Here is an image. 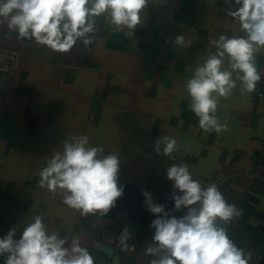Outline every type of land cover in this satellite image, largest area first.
<instances>
[{"label":"crops","instance_id":"0c3cea01","mask_svg":"<svg viewBox=\"0 0 264 264\" xmlns=\"http://www.w3.org/2000/svg\"><path fill=\"white\" fill-rule=\"evenodd\" d=\"M237 7L234 0H147L131 34L116 30L105 14L94 18L93 43L77 41L66 53L19 38L0 22V45L19 53L13 83L0 92V238L15 227L18 240L40 216L49 235L67 238L65 247L77 239L93 264H109L96 242L127 230L132 240L116 250L119 264H151L159 258L146 253L155 245L150 225L157 217L143 192L182 217L187 209L174 210L172 196L179 192L167 169L187 164L202 187L215 183L241 210L220 226L252 254L249 264H264V50L254 54L262 77L255 91L242 94L237 80L231 94L219 98L216 115L227 131H203L187 91L195 68L217 52L212 41L246 35L231 15ZM223 68H229L227 55ZM84 135L120 161L124 192L104 215L82 214L63 202L60 190L40 184L39 173L55 153ZM165 136L177 141L173 158L155 151Z\"/></svg>","mask_w":264,"mask_h":264},{"label":"clouds","instance_id":"9594fccd","mask_svg":"<svg viewBox=\"0 0 264 264\" xmlns=\"http://www.w3.org/2000/svg\"><path fill=\"white\" fill-rule=\"evenodd\" d=\"M234 2L239 7L231 15L246 35H221L212 41L217 52L197 66L187 81L191 111L199 127L208 133L220 134L228 128L216 115L219 98L228 97L237 80L242 94H250L262 78L254 54L264 50V0ZM146 4L147 0H0V22L6 21L19 38L34 39L55 52L66 53L77 41L91 45L94 18L105 14L116 30L127 29L131 34L141 23ZM175 43L183 45L184 37L177 36ZM225 55L230 70L223 68ZM176 150L175 138L165 136L156 142L155 151L164 156L173 158ZM103 153V147L90 146L88 136L73 138L40 171L41 186L54 193L60 190L63 202L82 214H107L123 195L124 187L118 183V156ZM167 179L179 192L172 196L174 210L184 208L187 212L177 218L164 205L154 203L151 193L143 192L148 211L157 217L150 225L155 229V245L146 253L159 258L151 264H249L252 254L238 248L227 229L220 226V222L228 224L241 215V210L227 202L219 187L215 183L202 187L187 164L170 166ZM15 235L16 228L12 227L0 238L4 264H93L92 256L77 239L65 247L67 238L49 235L40 216L24 228L18 240Z\"/></svg>","mask_w":264,"mask_h":264},{"label":"built area","instance_id":"2783aa9c","mask_svg":"<svg viewBox=\"0 0 264 264\" xmlns=\"http://www.w3.org/2000/svg\"><path fill=\"white\" fill-rule=\"evenodd\" d=\"M19 53L10 48L0 45V92L7 90L13 83ZM132 236L129 232H119L116 234L106 233L101 235L99 242L112 247L114 250L122 249L130 244Z\"/></svg>","mask_w":264,"mask_h":264},{"label":"water","instance_id":"95a60500","mask_svg":"<svg viewBox=\"0 0 264 264\" xmlns=\"http://www.w3.org/2000/svg\"><path fill=\"white\" fill-rule=\"evenodd\" d=\"M96 249L100 253V258L103 260L104 258H109V264H119L120 256L116 253L112 247L104 245L100 242H96Z\"/></svg>","mask_w":264,"mask_h":264}]
</instances>
